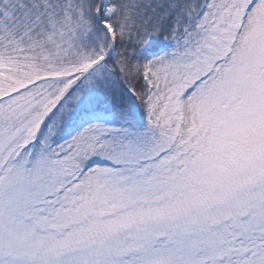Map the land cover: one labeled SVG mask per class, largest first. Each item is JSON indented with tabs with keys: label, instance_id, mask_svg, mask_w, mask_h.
<instances>
[{
	"label": "snow or ice",
	"instance_id": "obj_1",
	"mask_svg": "<svg viewBox=\"0 0 264 264\" xmlns=\"http://www.w3.org/2000/svg\"><path fill=\"white\" fill-rule=\"evenodd\" d=\"M0 264H264V0H0Z\"/></svg>",
	"mask_w": 264,
	"mask_h": 264
}]
</instances>
